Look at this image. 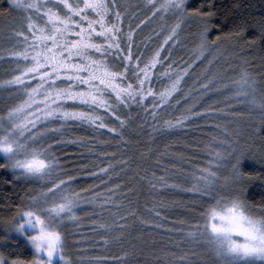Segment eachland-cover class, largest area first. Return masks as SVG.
<instances>
[{
	"label": "snow or ice",
	"instance_id": "6c2138e0",
	"mask_svg": "<svg viewBox=\"0 0 264 264\" xmlns=\"http://www.w3.org/2000/svg\"><path fill=\"white\" fill-rule=\"evenodd\" d=\"M13 10L22 15L10 30L15 43L3 49L0 55V60L8 59L14 64L12 74L0 79V91H6L7 97L14 99L0 113V154H3L0 169L12 170L18 178L38 181L40 187L35 195L27 196L26 209H21L6 224L8 232L16 231L26 237L35 254L31 259H23L0 252V264H85L84 257L74 259L68 254L65 228L68 223L81 219L79 209L89 205L103 208L113 201L111 196L102 198V193L94 190L95 184L81 189L73 185L78 178L106 175L111 181L120 173L109 163L97 167L95 172L84 171L80 177L67 174L64 162L57 155L59 146L93 144L94 141L92 153L112 158L117 155L116 152H99L95 147H106L109 140H100L98 136L73 139L69 135L72 124L88 127L97 134L108 132L119 136L117 147H126L124 129L134 119L133 106L156 122L153 132L182 130L191 127L192 120L202 117L235 116L225 113L223 108L197 110L207 94L226 92L225 100L258 108L264 128V91L258 88V81L245 66L241 67L237 79L217 85L223 76L219 72L212 73L200 84L196 96L189 90L176 98L190 69L220 40L219 36L209 40L214 12L191 8L189 0H143V8L131 0H10V8L2 11ZM169 16L173 17L171 25L167 23ZM194 17L202 21L199 43L191 50V62L181 61L185 66L180 67L177 60L172 59L171 47L180 43L182 26ZM156 18L163 21L160 32L153 30L151 35L137 42L138 32ZM165 31L162 42L147 54L145 41ZM170 42L167 55L162 57ZM165 61L169 62L165 65ZM162 78L167 79V84L159 89L154 87V80L159 82ZM182 100L185 103L179 115L161 122L160 112L172 104L179 108ZM121 109L128 114H120ZM109 118L116 124L106 122ZM213 126L222 131L223 138L213 137L219 147L206 146L213 157L208 166L197 169L190 187L177 183L170 186L211 198L214 203L202 214L203 224L197 222L187 231H179L193 242L203 243L219 264H264V203L250 205L239 192L224 196L218 191L260 178V174L241 170V161L251 150L242 145L239 129L218 123ZM165 148L169 149L167 154L183 158V153L172 152L170 145ZM117 164L121 171L129 167L126 158ZM229 166L231 176L224 178L223 185L218 184L219 169ZM153 181L161 188L169 186L165 176L157 177L153 173L149 183ZM120 187L113 184L106 191L114 196ZM151 211L160 215L155 206ZM114 215L116 220L111 223L93 221L97 229L108 233L100 238L101 248L123 238L122 229L127 224L118 221L125 220V216ZM127 215H135V210ZM117 229L121 231L114 234ZM8 238L0 237V240ZM128 255L127 251H122L120 256L111 259L123 264ZM165 255H170L174 264H190L187 253ZM108 259L90 256L86 264H106Z\"/></svg>",
	"mask_w": 264,
	"mask_h": 264
},
{
	"label": "trees",
	"instance_id": "16d2710c",
	"mask_svg": "<svg viewBox=\"0 0 264 264\" xmlns=\"http://www.w3.org/2000/svg\"><path fill=\"white\" fill-rule=\"evenodd\" d=\"M141 6L143 8L142 3ZM189 7H201L203 11L214 12L210 20L209 40H216L218 36L220 40L211 46L209 51L215 47H222L231 55L232 74L228 80L237 79L241 67L245 66L258 81V88L264 91V38H262L264 0H189ZM8 8H10V1L0 0V21L12 19L17 13V10L2 11ZM201 28L202 22L200 30ZM152 32L142 33L141 36L138 32L137 42L151 35ZM163 33L160 36H153L151 41H147L148 43L145 41L148 44L145 50L147 54L160 44ZM197 41L199 43L198 39ZM170 47L171 43L166 46L162 57L167 55V49ZM171 52L172 59L177 60L180 67L185 66L181 61L191 62V50L182 52L171 47ZM205 59L206 57L196 62L189 74L185 76L181 85L182 91L177 94V99L189 90L192 91L193 96H196L200 84L206 82L199 81V68L204 65ZM4 61L8 59L1 60L0 63ZM244 61H247L246 65ZM168 62L165 61V65ZM158 70H160L159 67ZM10 74L9 69L4 68L0 73V76H3L1 79L7 78ZM166 84L167 79L162 78L159 82L154 80L153 86L159 89L161 85ZM221 93L223 97H216L217 100H213L214 97L204 98L197 110L207 107L223 108L225 113L231 112L235 116L221 114L207 119L202 117L192 120L190 122L192 126L182 130L153 132L152 126L156 122L146 116L139 107L133 106L131 114L134 119L124 129V136L128 141L126 147L124 145L117 147L116 142L120 140L119 136L110 135L108 132L97 134L88 127L79 124L71 125L69 135L73 139L77 136H98L100 140L110 141L106 147L95 145L98 151L116 152L117 155L112 158L92 153L90 150L94 147V141L93 144L59 146L57 155L64 162L67 174L80 177L84 171L95 172L97 167L112 163L114 171L120 175L113 176L111 181H108L106 175L78 178L73 185L74 188L81 189L90 188L95 184L97 187L94 190L101 192L102 198L111 196L113 202L103 208L89 205L78 210L81 219L76 223H68L65 228L68 254L74 259L84 257L85 264L90 256L109 257L106 264H116V261L111 258L120 256L122 251L129 253L123 264H174L172 257L165 255L166 253H175L176 256L187 253L192 260L193 256L197 255L196 248L199 243L193 242L179 230L187 231L189 226H194L197 222L203 224L202 214L214 201L170 185L177 183L190 187L194 182L193 174L197 169L208 166V161L213 159L206 146L211 144L214 148L219 147V144L213 141V137L223 138L222 131L214 127L213 123L239 129L242 145L251 150L241 161V170L253 175L260 174V178L245 180L242 184L227 188L228 193H220L223 189L220 188L219 193L228 196L239 192L250 205L264 203V128L261 127V112L258 108L238 105L235 100H225V93ZM13 102L14 99L4 96L0 91V113ZM184 103L182 100L179 108L175 104L165 108L160 112V121L179 115ZM137 113L139 115H136ZM120 114L128 113L121 109ZM106 122L116 124V121L111 118ZM165 145H170L172 152L183 153V158L167 154L169 149L165 148ZM2 157L3 155L0 154V162ZM125 158L128 160L129 167L121 171L117 161ZM219 172L221 178L218 184L223 185L224 178L231 176L232 169L230 166L223 167L219 169ZM153 173L157 177L165 176L169 186L161 188L155 185L154 181L149 183ZM113 184L121 185L114 196L106 191L111 189ZM39 187L38 181L18 178L12 170L0 169V237H9L7 240H0V252L6 256L31 259L34 255L28 242L15 232H8L6 224L16 216L17 212L26 209L27 196L35 195ZM154 206L156 212L160 213L159 216L151 211ZM133 210L135 215L128 216L127 213ZM252 211L255 212L256 209L252 208ZM116 213L125 216V220L118 221V223L127 224V227L122 229L123 238L114 241L107 248H101L103 241L100 238L108 233L103 229H97L93 221L111 223L116 220L114 215ZM143 221L148 223L145 224ZM119 231L121 230L117 229L114 234H118Z\"/></svg>",
	"mask_w": 264,
	"mask_h": 264
},
{
	"label": "rangeland",
	"instance_id": "374dc122",
	"mask_svg": "<svg viewBox=\"0 0 264 264\" xmlns=\"http://www.w3.org/2000/svg\"><path fill=\"white\" fill-rule=\"evenodd\" d=\"M10 1V0H9ZM133 4H139L141 6V3L143 4V0H131ZM142 7V6H141ZM22 15L21 12L17 11V13L12 17V19H7L0 21V53H3L2 50L5 48L10 47L12 44L15 43V38L11 35V27L14 25V23L17 22V17ZM173 17L169 16L167 18V23L171 25L173 22ZM201 20L198 17L191 18L187 21H185L184 25L182 26V29L180 31V43L177 44L175 47L176 50L179 51H190L193 49V47L198 44V32L200 31L201 27ZM163 23L159 18H156L153 22H150L147 24V26L143 27L142 30H140L139 36L142 35V33H149L153 30L156 32H160V25ZM158 28V29H157ZM199 29V31H198ZM147 31V32H145ZM167 32L165 31L163 35H166ZM160 36V35H159ZM164 38V36L162 37ZM163 39H161L162 42ZM147 42V41H146ZM160 42V43H161ZM148 43V42H147ZM171 43V42H170ZM166 47V46H165ZM3 55V54H1ZM205 63L203 66L199 68V81L205 80L208 76H210L212 73L219 72L223 76V80L217 81V85L220 83H226L228 82V78H230V75L232 72L230 71V68L232 67V62L230 61L231 55L228 53L227 50H225L222 47L211 49L209 52L205 53ZM215 57V59H213ZM211 60L212 64L209 65L208 61ZM1 61V60H0ZM14 67V64L9 61H4L0 63V73L4 68L9 69V72H11V69ZM12 74V73H11ZM10 74V75H11ZM9 76V75H8ZM3 76H0V79ZM228 80V81H227ZM200 90L197 89V92ZM225 95H227L226 92H224ZM2 94L7 97V92L2 91ZM197 95V93H196ZM214 97L213 100H217L216 97H223L221 92H213L210 94H207L205 98ZM3 155V154H1ZM220 193H228L227 188H223ZM27 227V226H26ZM15 232L17 235L22 237L23 239H26V237L19 232L12 231L10 233ZM28 242V241H27ZM30 248L32 249L33 253L35 254L34 248L30 245L28 242ZM196 254L193 256V259L190 258V264H219L218 260L207 250V248L203 245V243H199L196 248Z\"/></svg>",
	"mask_w": 264,
	"mask_h": 264
}]
</instances>
